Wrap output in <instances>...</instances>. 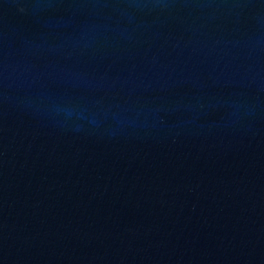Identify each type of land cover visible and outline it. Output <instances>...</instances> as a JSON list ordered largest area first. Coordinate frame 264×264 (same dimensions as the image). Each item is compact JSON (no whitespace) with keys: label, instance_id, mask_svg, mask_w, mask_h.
<instances>
[{"label":"water","instance_id":"water-1","mask_svg":"<svg viewBox=\"0 0 264 264\" xmlns=\"http://www.w3.org/2000/svg\"><path fill=\"white\" fill-rule=\"evenodd\" d=\"M0 264H264V0H0Z\"/></svg>","mask_w":264,"mask_h":264}]
</instances>
